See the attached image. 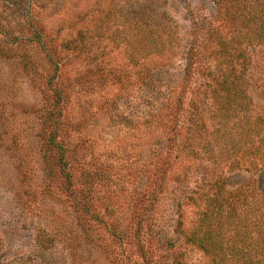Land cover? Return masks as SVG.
<instances>
[{"label":"rangeland","instance_id":"obj_1","mask_svg":"<svg viewBox=\"0 0 264 264\" xmlns=\"http://www.w3.org/2000/svg\"><path fill=\"white\" fill-rule=\"evenodd\" d=\"M228 1L0 0V264L243 262L186 237L219 175L264 191L229 167L251 141L220 109L222 44L264 107V40L238 47Z\"/></svg>","mask_w":264,"mask_h":264},{"label":"trees","instance_id":"obj_2","mask_svg":"<svg viewBox=\"0 0 264 264\" xmlns=\"http://www.w3.org/2000/svg\"><path fill=\"white\" fill-rule=\"evenodd\" d=\"M230 1L236 9V13L231 18V27L235 28L238 25L244 26V29L248 28L241 40L236 42L238 47L247 39L264 40V0H229L228 2ZM247 10H251L252 15L248 23L242 24ZM149 20L144 23L145 29L150 28ZM239 20L241 24H238ZM159 25L162 26V23ZM155 28L159 29V26ZM224 41L222 46L225 54L221 55V60L226 62V66L220 67L222 74L219 80L220 109L227 128L240 124L244 128L242 133L248 135L251 141L250 146H245L247 145L245 143L244 146H238L233 151L237 157L231 156L233 163L229 167L239 166L255 173L259 168H264V107L254 105L247 89V78L244 77L245 65L239 67L240 65L235 63L234 53L229 52L226 38ZM229 43L231 46L234 44L233 41ZM240 56L241 54H238L237 57ZM49 138L47 140L51 148L56 149L64 158V148L57 142L56 131L53 130ZM246 155H250L251 159ZM248 186L249 189L245 185L241 189L228 191L225 175H219L209 181L207 189H204L206 193L203 205L199 207V219L186 233L189 243L211 257L236 255L243 259L239 264H261L264 246L257 247L248 243V240L264 245V191L260 190L261 187H257L256 178H253ZM252 223L261 226L258 231L251 226L257 234L243 232V229Z\"/></svg>","mask_w":264,"mask_h":264}]
</instances>
